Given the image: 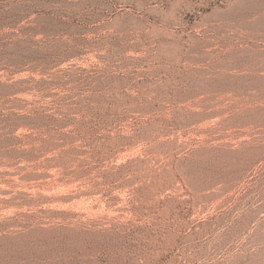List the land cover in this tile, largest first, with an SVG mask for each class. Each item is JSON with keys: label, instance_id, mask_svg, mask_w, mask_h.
I'll return each mask as SVG.
<instances>
[{"label": "rangeland", "instance_id": "rangeland-1", "mask_svg": "<svg viewBox=\"0 0 264 264\" xmlns=\"http://www.w3.org/2000/svg\"><path fill=\"white\" fill-rule=\"evenodd\" d=\"M0 264H264V0H0Z\"/></svg>", "mask_w": 264, "mask_h": 264}]
</instances>
